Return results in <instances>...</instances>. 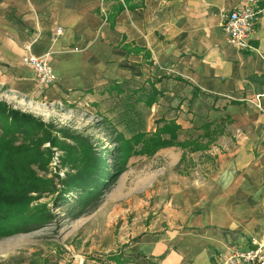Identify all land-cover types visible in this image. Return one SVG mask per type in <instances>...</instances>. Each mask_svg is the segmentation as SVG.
<instances>
[{"label":"crops","instance_id":"0c3cea01","mask_svg":"<svg viewBox=\"0 0 264 264\" xmlns=\"http://www.w3.org/2000/svg\"><path fill=\"white\" fill-rule=\"evenodd\" d=\"M248 1L0 0V81L54 103L116 99L132 117L144 105L156 127L179 125L177 141L206 146L119 264H219L264 240V0L249 49L229 43L221 17ZM30 53L47 55L54 84L23 64ZM167 149L177 165L184 150Z\"/></svg>","mask_w":264,"mask_h":264},{"label":"rangeland","instance_id":"374dc122","mask_svg":"<svg viewBox=\"0 0 264 264\" xmlns=\"http://www.w3.org/2000/svg\"><path fill=\"white\" fill-rule=\"evenodd\" d=\"M0 101L34 115L52 129L54 138V143L40 142L43 133L32 135L46 159L31 168L49 183L32 193L36 199L31 208L43 205L50 217L0 236V264H116L118 253L143 239L147 221L160 210L157 204L164 187L181 175L193 177L199 161L191 151L206 147L193 142L152 145L149 141L155 136L169 139L171 126L156 127L144 105L133 108L132 117L116 99L102 109L89 99L54 103L41 94L25 96L8 81H0ZM17 136V144L27 141L24 134ZM162 148H169L171 155L184 150L181 161L175 165V159L164 152L158 154ZM87 152L101 159L105 168L96 195L86 199L82 187L60 192L68 175L84 166ZM125 159V170L114 180L113 171Z\"/></svg>","mask_w":264,"mask_h":264},{"label":"trees","instance_id":"16d2710c","mask_svg":"<svg viewBox=\"0 0 264 264\" xmlns=\"http://www.w3.org/2000/svg\"><path fill=\"white\" fill-rule=\"evenodd\" d=\"M125 2L130 7H137L143 4L144 0H125ZM165 126L167 128L171 126L170 138L155 136L149 141L152 145L185 144L176 140L178 124L170 122ZM0 128L3 130L0 136V236H3L27 229L30 223L44 222L50 217L51 212L43 208V205L31 208L32 201L36 199L32 193L49 183V180L38 176L31 168L33 163L46 159L43 158L44 153L40 152L37 140L32 139V135L43 133L40 142H53L54 138L52 129L41 120L32 114L10 109L3 101H0ZM19 133L24 134L27 140L24 144L16 143ZM137 135L143 134L137 133ZM126 142H129V139ZM130 146L131 143H128L126 148L130 150ZM85 157L84 166L76 174L68 175L69 178L63 181L66 187L60 192L65 193L69 189L82 187L86 199L96 195L101 183H99L100 172L105 168L103 162H100L101 159L92 156L91 153L87 152ZM126 162V159L119 162L113 171L114 180L125 170ZM114 260L116 264L123 262L120 254L115 256Z\"/></svg>","mask_w":264,"mask_h":264},{"label":"built area","instance_id":"2783aa9c","mask_svg":"<svg viewBox=\"0 0 264 264\" xmlns=\"http://www.w3.org/2000/svg\"><path fill=\"white\" fill-rule=\"evenodd\" d=\"M260 9L256 0H250L232 10H221L222 27L229 43L242 49L251 48L250 37L258 19ZM62 27L57 29L61 33ZM24 65L32 67L36 80L42 86H49L56 82L52 64L46 56L26 54L22 58ZM257 106L263 109L259 97L255 100ZM219 264H264V240H252V245L244 249H231L228 253L219 254Z\"/></svg>","mask_w":264,"mask_h":264}]
</instances>
